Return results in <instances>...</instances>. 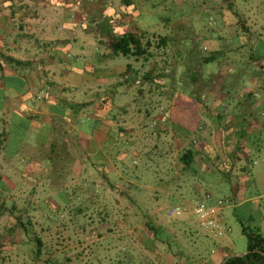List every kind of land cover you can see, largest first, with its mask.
<instances>
[{
    "label": "rangeland",
    "instance_id": "rangeland-1",
    "mask_svg": "<svg viewBox=\"0 0 264 264\" xmlns=\"http://www.w3.org/2000/svg\"><path fill=\"white\" fill-rule=\"evenodd\" d=\"M131 1L141 11L138 27L145 33L142 43L152 54L141 58L137 77L142 83L133 87L143 92L150 88L156 99L155 114L161 115L163 108L170 106L171 96L183 107L208 106L218 100L221 108L232 106L228 112L233 115L232 110L236 111L245 100L242 93L254 81L257 82L252 87V92L257 93L254 99L261 98L264 0ZM97 23L100 36L107 40V23L100 24L98 20ZM163 37L168 38L165 45L159 43ZM93 44L85 52L89 56L86 58L94 70H101L103 62L96 56L104 53V44ZM76 54L75 50L67 53L64 63L74 64ZM210 56L214 59L204 61ZM128 60L121 55L116 58L122 66L132 62ZM153 60L158 81L154 86L144 79ZM7 86L21 89L17 80H8ZM35 95L42 101V96ZM2 97L0 92V161L8 156L12 160L0 163V264H8L7 256L12 252L23 254L27 264L39 261L79 264L76 256L63 258L54 251L66 250L73 255V251L83 249L86 255L92 253L93 258L87 264H210L211 261L217 264L224 253L238 256L246 252L247 240L240 222L250 228L260 226L264 233L262 180L256 179L244 196L232 194L229 181L221 174L213 176L197 171L204 162L198 154L192 169L182 171L179 157L183 150L194 149L190 144L195 143L196 134L180 136L176 131L174 136L181 138L180 141L171 137L155 148L153 141L141 148L142 158L161 162L160 175L164 178L160 183L157 181L156 191L144 188V192L135 194L133 185L131 188L124 185L128 194H112L104 188L101 179H70L73 165L65 156L57 157V162L54 157L33 161L20 147L23 137H29L28 123L21 113L13 114V110L3 108ZM99 98L100 94L95 96ZM252 114L253 119L264 123L263 111L253 109ZM7 121L8 133L5 132ZM153 125L148 123L149 127L154 128ZM249 144L261 146L264 136L252 137ZM60 148H56L58 155L64 151ZM133 166L126 162L123 172L131 173ZM256 167L264 168V163L259 161ZM150 173L145 175L144 184L149 187L156 184ZM91 181L93 185L89 184ZM205 193L212 197L220 209L222 224L229 229L221 238L208 236L192 215L176 221L166 217L169 206ZM148 223L158 226L157 237L146 229ZM15 263L23 264L21 260Z\"/></svg>",
    "mask_w": 264,
    "mask_h": 264
},
{
    "label": "crops",
    "instance_id": "crops-1",
    "mask_svg": "<svg viewBox=\"0 0 264 264\" xmlns=\"http://www.w3.org/2000/svg\"><path fill=\"white\" fill-rule=\"evenodd\" d=\"M140 13L131 0H0V92L5 99L3 108L21 113L28 123L29 137H23L20 147L37 162L53 157L57 162V157L65 156L73 165L70 179H101L112 194H128L125 187L133 185L139 194L144 188L156 191L157 181L164 178L160 175L161 162L142 158L141 148L151 141L155 148L171 137L180 141L174 136L177 131L180 136L196 134L195 143L190 145L204 161L197 171L221 174L229 181L232 194L244 196L256 179L264 184V168H254L259 161L264 163V144H249L252 137L264 136V123L253 119L252 114L253 109L264 112V93L255 100L257 93L252 92L257 82L242 93L245 100L232 110L233 115L228 112L232 106L221 108L218 100L208 106L183 107L170 96V106L158 116L150 88L143 92L133 87L142 83L137 77L141 58L152 54L145 50L141 57L126 56L132 62L122 66L116 62L120 55L109 48L110 40L124 34H145L138 27ZM97 20L107 23V40L100 36ZM93 42L96 46L104 44V53L96 56L103 62L101 70H94L86 58ZM72 50L77 58L67 65L64 58ZM79 60L83 61L80 65ZM155 67L153 60L148 76H144L153 86L158 82ZM10 79L17 80L20 91L7 86ZM98 94L100 98L95 99ZM5 129L8 133L9 121ZM57 147H62L63 154L58 155ZM11 160L8 156L0 163ZM126 162L134 164L129 174L123 172ZM148 172L156 179L151 187L144 185ZM54 253L63 258L76 256L79 264L93 258L85 249L73 251V255L66 250ZM7 258L8 264H16L15 260L27 264L19 252Z\"/></svg>",
    "mask_w": 264,
    "mask_h": 264
},
{
    "label": "trees",
    "instance_id": "trees-1",
    "mask_svg": "<svg viewBox=\"0 0 264 264\" xmlns=\"http://www.w3.org/2000/svg\"><path fill=\"white\" fill-rule=\"evenodd\" d=\"M143 34L137 35L135 33H127L120 37L110 40L109 48L111 52L115 55L121 56H143L146 51L144 49V45L142 43ZM166 37H163L159 40V43L163 45L167 42ZM148 44V42H147ZM214 56H210L205 58L204 61L213 60ZM262 68L261 65L258 66ZM196 152L187 148L183 150L179 157V163L181 165L182 171L188 172L192 169V166L195 162ZM242 225V233L246 237L247 240V248L246 254L243 257H234L226 260L228 254H223L220 262L217 264H264V233H262L260 226H255L254 228L246 227L240 222ZM146 229L152 233L154 237L158 236V226L154 224H146ZM224 262V263H223ZM210 264H216L211 261Z\"/></svg>",
    "mask_w": 264,
    "mask_h": 264
},
{
    "label": "built area",
    "instance_id": "built-area-1",
    "mask_svg": "<svg viewBox=\"0 0 264 264\" xmlns=\"http://www.w3.org/2000/svg\"><path fill=\"white\" fill-rule=\"evenodd\" d=\"M165 214L167 219L173 221L192 215L198 227L213 238H221L229 231L222 224L220 209L214 205L212 197L206 193L201 197L169 206Z\"/></svg>",
    "mask_w": 264,
    "mask_h": 264
},
{
    "label": "water",
    "instance_id": "water-1",
    "mask_svg": "<svg viewBox=\"0 0 264 264\" xmlns=\"http://www.w3.org/2000/svg\"><path fill=\"white\" fill-rule=\"evenodd\" d=\"M246 254H248L247 251H246L245 253L241 254V255H238V256H236V255H229L227 258L224 259V262H225L226 260L230 259V258H234V257H243V256H245ZM224 262H223V263H224Z\"/></svg>",
    "mask_w": 264,
    "mask_h": 264
}]
</instances>
